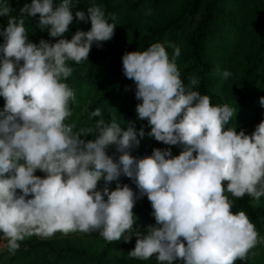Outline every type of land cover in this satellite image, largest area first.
Masks as SVG:
<instances>
[{"label":"clouds","instance_id":"obj_1","mask_svg":"<svg viewBox=\"0 0 264 264\" xmlns=\"http://www.w3.org/2000/svg\"><path fill=\"white\" fill-rule=\"evenodd\" d=\"M69 5L70 0H31L20 9L30 17L39 14L37 26L59 38L37 44L29 41L25 20L11 15L15 10L8 0H0V16L9 17L0 30V233L9 253L33 235L98 232L108 243L130 242L135 235L128 255L155 257L158 264H235L250 253L255 256L251 250L264 238L244 211H232L234 201L225 192L257 201L264 196V120L250 135L237 132L232 125L236 109L214 105L208 95L192 90L199 83L195 78L185 85L177 65L180 48L157 42L126 52L123 73L134 81L135 98L141 101L136 112L151 126L148 136L182 146L180 154L157 148L134 157L130 150L139 146L137 132L115 119H98L95 137L82 139L84 130L66 123L75 98L65 82L73 72L69 62L88 61L92 45L111 40L116 24L101 6L74 17ZM77 18L90 20V30L63 38ZM231 75L223 72L225 79ZM101 115L99 108L91 112ZM110 145L120 153L118 160L107 154ZM37 170L45 176L35 175ZM121 175L132 179L140 197L146 195L151 203L156 224L146 234L134 228L137 196L132 188L117 183L114 190H98L102 179L107 185Z\"/></svg>","mask_w":264,"mask_h":264},{"label":"trees","instance_id":"obj_2","mask_svg":"<svg viewBox=\"0 0 264 264\" xmlns=\"http://www.w3.org/2000/svg\"><path fill=\"white\" fill-rule=\"evenodd\" d=\"M8 2L15 10L11 15L25 20L29 41L38 44L44 39L55 43L59 39L37 26L39 14L30 17L20 12L31 0ZM92 5L101 6L116 27L111 40L92 45L88 61L69 62L73 72L65 82L73 88L75 98L70 103L72 115L66 123L73 124L74 131L84 130L82 139L95 137L98 119L106 123L115 119L122 128L131 126L136 130L140 143L130 150L134 157L151 155L157 148L170 149L173 156L180 154L182 146L166 145L148 136L151 126L146 119H138L136 112L141 101L135 98L134 81L123 73L122 56L126 52L144 51L157 42L180 48L177 65L185 85L195 78L199 83L192 90L208 95L214 105L227 103L236 109L232 125H236L237 132L243 130L250 135L264 120V106L260 104V98L264 97V0H70L69 6L75 17L77 11L87 15V8ZM148 9L150 15L146 14ZM8 18L0 16V30L7 27ZM90 28V20L74 19L63 38L70 40L75 32ZM0 44H3L2 36ZM167 50L173 51L172 47ZM225 70L232 73L227 79L223 77ZM3 106L4 98L0 97V110ZM97 108L102 115L91 116ZM114 148L115 145L108 147L109 156ZM119 155L117 152L113 158L118 160ZM35 175L43 178L45 173L37 170ZM130 180L121 175L107 186L115 189L117 183L128 185ZM223 183L226 186L227 182ZM98 184L103 186L105 182L102 179ZM130 188L137 196L133 211L138 220L134 228L146 234L147 227L156 224L151 203L145 196L140 197L133 186ZM225 195L234 201V213L244 211L259 234L264 231V196L257 201L247 194L239 199L231 193ZM4 242L5 253L13 264H158L155 257L138 260L128 255L135 248V235L130 242L112 243L106 242L98 232L67 235L57 232L50 238L33 235L19 242L21 246L15 254L9 253L7 239ZM257 259L249 256L235 264H264ZM173 264L183 261L176 260Z\"/></svg>","mask_w":264,"mask_h":264},{"label":"rangeland","instance_id":"obj_3","mask_svg":"<svg viewBox=\"0 0 264 264\" xmlns=\"http://www.w3.org/2000/svg\"><path fill=\"white\" fill-rule=\"evenodd\" d=\"M115 153H117L116 146H115L114 150L112 151L111 156L113 157V154H115ZM106 186H107L106 184H104L103 186H101V185L98 184V190H103V188L106 187ZM128 186H129V187H130V186H133V187H134V190L139 191L138 188H137V186H136V184L134 183V181H133L132 179L129 181ZM107 187H109V186H107ZM109 188L112 189V190H114L113 187H109ZM145 198L147 199V201H149L146 195H145ZM105 199H107V197H105ZM149 202H150V201H149ZM259 235H260L261 238H264V231H263L262 233H260ZM58 241H59V242H58V245H59V244H60V240H58ZM5 251H6V244H5V242H4V237L2 236V237L0 238V255H1V256H0V264H13V263L10 261V258H11V257H10L9 255H7V254L5 253ZM251 251H252V252H255L256 255H255V256H252L251 253H250V254H249L250 258H253V259H257V258H259V259H261L262 262L264 263V243H260V244H258L257 247H255V248L252 249ZM3 253H4V254H3ZM2 254H3V255H2ZM257 260H258V259H257Z\"/></svg>","mask_w":264,"mask_h":264}]
</instances>
